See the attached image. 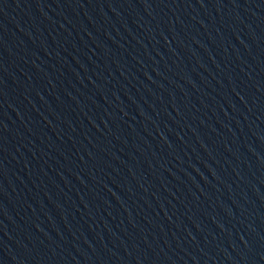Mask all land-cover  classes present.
<instances>
[{"label": "water", "instance_id": "water-1", "mask_svg": "<svg viewBox=\"0 0 264 264\" xmlns=\"http://www.w3.org/2000/svg\"><path fill=\"white\" fill-rule=\"evenodd\" d=\"M0 264H264V0H0Z\"/></svg>", "mask_w": 264, "mask_h": 264}]
</instances>
